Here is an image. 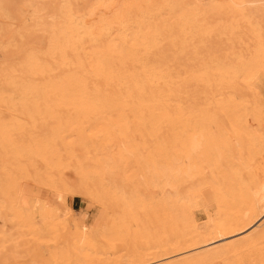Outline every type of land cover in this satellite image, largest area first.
<instances>
[{
	"label": "bare ground",
	"instance_id": "6f19581e",
	"mask_svg": "<svg viewBox=\"0 0 264 264\" xmlns=\"http://www.w3.org/2000/svg\"><path fill=\"white\" fill-rule=\"evenodd\" d=\"M42 1H43L42 6L35 4L34 1H30L27 2L22 8H20L19 5L20 9L12 8L11 5L9 4L10 1L8 2L7 0H3L2 3H0V19L3 20L2 21L3 28L2 27L0 28V34H3L2 35L3 38L0 35V46L1 47L3 46V51H4L3 66L0 67V105L15 106V107L16 105H20L19 107L21 108L23 105L25 106L38 105V107L39 105L47 106L48 112L51 114L52 118L55 121H57V125L53 127L52 135L49 138L50 152L56 155L62 154L64 152L65 154H68V156L72 157V156H76L77 150H79L84 155L86 153L87 154L91 153V157L85 156L82 160L79 159L76 160L77 176L74 178L71 177L69 174H67V172L65 173L62 171L63 165L61 164V162H57L55 163V165L53 164L52 169H54L55 172H58L59 174L57 180L55 182H52L53 184L48 190L49 200L42 199L41 201H38L35 199L34 201L30 200L29 203H27L24 190L21 188V186H19V184L18 186L16 185L17 188L13 190V193L11 195L12 204L8 203V206L9 205L10 206L6 207V209H10L11 207L10 210L13 211L11 217L13 218L14 216L17 217L15 218L17 219L16 221H19L17 222V225H20V221H22V218L24 219V217H26L25 219L27 220L29 219L28 221H25L26 226H22V224L20 226L27 228L29 224H32L31 221L33 220H30L29 217V215L30 216L32 215V217H38L43 222L42 223L44 225L43 229L46 230L47 232L48 229L46 227L49 225L48 226L49 228L50 224L51 225H55L56 223L60 224L59 222H56V220L57 218L59 219L61 217H63V221H62L63 224L64 222L67 224L70 222L71 224L76 225L77 223H75V221L77 220V222L79 221L81 226L86 227L88 224H86L84 214L80 211L79 216L77 218L74 217L76 210L67 204V198L70 196L85 198L87 194H91V191L95 187L94 185L96 183L95 182L93 183L90 180L91 178L90 179L88 178L90 171L86 169V166L88 167V165H86L88 163L86 161L88 159L87 157L90 158L88 160H90L89 162L92 163L90 165L94 166V168L96 169V171L93 172H97V174L101 176L103 180L106 179V182L110 185L115 183V180L117 178V173L120 170L119 168L121 169L123 168L121 164L128 165L129 163L134 162L140 168V172L138 173L139 178L146 180L148 177H152L159 180L160 189L162 192L161 193V198L163 202L162 205L164 209H166L168 213L172 212L174 216H178L182 220V223L188 229V233L186 232L188 237L180 236V238H178L177 236L175 237L176 239L175 238L171 239L172 236L175 234V231L173 228L168 227L169 230L165 231L166 240L164 238L163 242L161 241L163 236L162 238L160 237V241L158 240L159 241L158 243L160 242L162 243L160 244L161 253L158 252V254H155V252L157 251L156 250L154 254L152 253L153 254L152 255L151 254L152 251L147 252L145 249L144 251L146 253H144L143 251L142 254L140 253V255H138V257L136 258L126 257L120 259L119 262L114 263L112 261L109 262V257H107L108 262H104L105 258H102L103 262H101L100 260L101 258L98 257L99 258L98 259L93 256L94 254L96 255V253H98V248H100L99 247L100 244L98 245V243H96L95 245H93L94 243L93 244L91 243L92 240L89 239L90 233L87 232L86 228L74 229L73 234H75V236L73 237H75V239L74 238L70 239L69 237H67L69 235L66 236V232L63 231V234L60 237L61 244H59L58 246H54L53 248L54 250L51 249L49 252L47 251L48 258L50 259L51 264H75L69 261V256L67 255L66 251H69L70 249L72 250L73 247L75 250V247H77V244L79 243H80L79 246H81V248L82 247L86 248V246H90V248L95 252V253L93 252L94 253L93 255H90L88 250L87 253L89 255H87V253L84 254L86 250L85 248H83L85 252H82L84 254V256L83 255L82 256L84 258H87L85 259L84 263L82 262L83 264H264V227H261L262 225L260 224L261 226L260 228L258 226V230L257 229L253 230L255 232L250 230L251 226L256 222H258L260 216L264 215V201L260 202L255 206H250L248 208L246 207L245 209H244L245 205L242 206L241 202H239L241 204L238 205L237 202V205L243 207V209L239 207L240 209L238 208L239 209L238 211L237 208L233 206L232 207L230 206V208L231 209L233 208L234 212L237 211L236 213L239 212L238 214L240 215H236V217L234 216L232 217L231 214H230L231 216L229 215L224 216L223 214H220V216L219 215L218 216L221 218L222 217L221 215H223L224 218L218 220L216 216L217 220L215 221V218L209 217L210 214H208L209 215L208 218L211 219H208L207 222L202 225H199L197 223V220L194 216L196 210L194 209L196 207H202L204 208V210L208 211V207H207L208 198L206 197L207 193L212 194L210 195L211 196L210 201L214 202L219 212L224 211L227 208L229 209L228 203L230 200V196L232 194L231 193L233 189L232 186L235 184V182H233L234 184H232V182L230 184L228 182H218V181L211 184L210 183L206 184L201 182L194 183V181L198 177H200L202 173L205 174L206 173L205 171H207L203 169V172L201 173L202 170L201 166H203L202 164H204L205 161L210 162L211 160L209 158H208L209 160H207V158H204L205 160L204 162H202L199 159L200 156L208 157L209 156L208 153L209 154L213 153V152L211 153L210 150H208L207 155H205L206 153L204 154L202 152L205 151L203 150L205 145L206 147L209 146L210 149H211L210 146L214 148L215 147L214 145L217 146L218 144L217 142H219L218 140L223 138V135L221 136V133L218 134L217 136L220 135L222 138L219 139L218 137V140H216L215 144L213 142V144L210 145L212 143L210 131L214 133L218 130L217 126L219 127V124H217L218 121L217 122L215 121L217 117L215 111L216 109H218L217 113H220V118H221V115L224 117L225 113L227 112L226 111L227 108L220 105L221 107L220 109L218 108V106L217 107L215 106L213 110L211 108L212 106L210 103H208V105L210 104V106L207 105V101L209 99L207 100V98H205L206 100L204 99L205 101H202L201 95L199 96L201 98V102L197 101L198 97H196L194 101L192 99H189L190 100L189 101L187 96L185 97L184 95H182L183 91H186L185 88L187 86V84H184L182 82L188 83L189 86V83H192L189 80L193 79L192 77H194V75L196 76V78H198L195 79L194 77L193 80H196L195 82H197V80H203V82L201 83H205V84L207 82V80L205 79L206 77L203 75V73H201V71L204 68L199 72L198 67H196L198 65L194 62L198 61L197 58L201 60L202 52L204 57L206 56V54H207L206 57H210L211 55L209 53V49L206 48V51L204 52L203 51L204 48H201L202 52L200 53L201 50L199 48H195L198 51L192 48L195 45H197V42L199 41L200 37H201L200 41H203L202 39H204V41L206 40L207 37L204 32L207 33L209 29L208 27H210L211 29L215 28L216 30V31L214 30L216 32L215 34V32L213 31L211 33V30L209 29L211 34H208L209 38L207 39H209L208 41H211L209 42L211 43L210 45H212L213 41L214 42L219 41L218 36L222 37L220 38V42H221L223 36H226L227 33L225 32L226 29H224V32L222 31L219 35L218 34L219 28L223 29L225 26V28H228V33H230L232 30L236 31L234 27L236 26V22H238L237 19L239 18V15H240V20H239L240 23H242V21L245 19L248 21H253V22L255 21L258 24L259 22L257 21H260L259 19L264 18V5H260L264 2L261 3L260 0H259L260 3L258 2V0H42ZM231 7L232 8L235 7L238 9L234 10ZM227 8H229L230 10L227 11ZM221 11L223 12V14H221ZM225 12L226 14H228L227 12H229V22L227 18L223 17V15L224 16L226 15ZM236 12L238 17L236 16ZM233 13L235 15L234 19H236V22L235 20H231L232 18H230V14L231 17L232 16L234 17ZM212 14L214 15V17L212 19L210 18L209 20L208 17L209 16L212 17L213 16ZM217 14H219L218 17L220 16V18L222 17L225 19L224 25H223V21L221 24L220 18L218 19L217 22L218 24H220V27L219 25H217L218 31H217V26L213 28L212 27L213 25L212 26L210 25L213 23L211 20L213 19L216 20L215 16L217 17ZM226 19L227 22L225 23ZM27 20L30 22L26 23ZM245 20L243 22H246ZM210 21L212 23H209ZM204 22H207L208 24L206 25ZM217 22L215 23L217 24ZM230 22H231V28L229 27ZM232 22H235V26L232 25L233 24ZM228 23L229 26L227 25ZM199 24L203 26V27L201 26V30L198 28V31H201L202 33L201 35L200 32L196 30ZM203 24L205 25V27ZM206 26L208 27L206 28ZM237 27L238 26H236V28ZM229 28L231 31L229 30ZM238 29L240 28L238 27ZM195 31H197L198 33ZM257 32H258L257 38L261 40L260 38L261 31H257ZM31 34H37L36 36L39 37V40L37 39L36 41L37 37L34 38L35 41H33L32 38H31L32 40H29V37H33L31 36ZM197 34H199V37L197 36L198 38L195 39L196 38L195 36ZM213 34L215 35L213 36ZM240 34L243 36L242 33ZM211 35L212 37H214L213 39L215 40H212ZM231 35L232 32L230 34V37ZM234 36L236 38L238 35L236 36L234 34ZM15 38H17V41ZM241 38L242 37L240 36V39ZM237 40L239 41V39ZM246 40L248 41V39L244 38L243 41ZM214 42H213V46H214ZM233 42L237 43L236 39L233 40ZM235 43H233L234 46H236ZM205 44L208 43L205 42ZM228 44H225V48L222 45V48H224V50L225 49L228 50L229 48ZM249 45L250 42L248 41V47ZM216 46L217 45H215L214 47ZM238 46L241 48L242 45L241 46L237 45L236 47ZM219 47L220 46H218V48ZM191 49L195 50V53H193V51L190 52ZM207 50L209 54L207 53ZM184 51H188L189 55L188 54L187 56L181 55V57L186 56L185 60L187 61L190 56L195 54L196 57L195 56L192 57L196 58V61L194 60V58L192 59V57H190L191 59L189 60L191 63L185 61L186 66H184L185 64L181 62L182 60L180 59L179 61V58H181L180 54L181 52L184 53ZM259 51L261 52L260 48ZM197 52L200 55L196 54ZM219 52H217V54ZM217 54L212 55L211 60H213L212 58L215 59V56H217ZM246 55L244 54L245 57ZM218 58L221 59L223 57L220 56ZM236 58H238V56ZM228 59L235 60L234 57L233 58L229 57ZM202 60H204V58H202ZM180 62L182 63V67H180L181 66ZM192 62L194 63V65L192 64ZM187 63H189V66L192 64V67H190V69H188ZM207 65L206 67L204 65V67L208 71L210 64L208 65V67ZM194 66L196 67L195 70H198L197 72L202 74V77L199 76V74L196 71H194L195 72L194 74L193 73L189 74V70L191 69L194 70L195 68ZM223 66L225 67L228 65L223 64ZM180 68H186L185 71L187 75H184L185 72L183 73V71L180 70ZM211 70L212 69H210L209 72ZM215 70L217 69L214 68V72ZM202 72L205 73V69ZM223 72L224 70L222 71V74ZM228 72L227 74H229ZM220 73H218V75ZM211 74L212 73H210L209 77H211ZM188 75L190 76L189 78L187 77ZM258 75L259 74H257V76ZM184 76H186L187 79L186 77L184 78ZM199 77H201L202 79H200ZM236 77L239 78L238 76ZM222 78H225L224 75L223 77L221 76V79ZM204 79L206 80V82L204 81ZM240 80H242V78ZM243 81L245 82V80ZM195 82L193 81L195 85L191 84V86L194 85L196 86L195 88L196 89L198 88L199 90L198 83ZM236 82H238V80ZM249 83H252V81L250 80ZM261 85L262 87H264V78L261 79ZM182 86L184 90H182ZM188 86H187V92H189ZM191 86H189L190 89L192 88ZM210 89L211 91L214 92V89L212 88ZM210 89H205V91L208 92V90ZM225 93H227V91ZM235 93L238 94L239 92L238 91L236 92L235 90ZM216 95L220 98L219 94ZM188 96L190 98V95ZM228 96H232L233 99V96L235 98L236 94L235 95L231 94ZM207 97L209 98L208 95ZM183 98L184 100L186 99L184 102L188 101L192 106L190 105L188 106V102H187V107L186 106L183 107L182 106ZM220 99L223 102L225 101L223 100L224 98L222 96ZM228 102H231V99ZM239 102L242 103L241 101ZM194 103H197L198 106L200 105L199 103H204V105H200V107L201 106L206 107L207 105L210 109H212L208 111H210L209 113L215 112V116L212 113L213 115H210L211 118L209 117L208 118L214 119L217 126L215 125L213 120L209 121V123L211 122L212 123L209 124L208 128L214 126L216 128L214 127L215 128L214 130L211 128L208 132V129L206 127L207 124L205 121L206 117L203 119V117L200 116V120L201 121L203 120L205 122V124L203 125L204 127L202 126V128L207 132V133L204 132L206 135L203 133L202 128L201 131L203 135L201 133L200 134L192 133L187 135V137H185L186 138L185 141L183 140L185 143L184 144L185 151L183 155L181 157L179 155L178 159L176 157L172 160L170 159L171 157L169 158V153L171 155V152H173L175 148L174 143L176 142L170 144L169 142H171L170 140L172 139L166 141L168 139L167 138L165 140L164 137V128L166 125L165 122L167 121L173 122L176 120H178L179 122L182 121L179 120V117L182 113L181 109H184L185 110V111L183 110L184 115L187 112L186 113L187 120L185 121L187 124V122H189L188 120L191 119L188 118V112L192 116L199 114V111H197L196 109H199L200 107L198 108V106L195 104L194 105L195 107L193 108ZM233 103L236 104L237 102L233 101ZM228 104H232V102ZM223 107L226 110H223L224 109ZM187 108H191V110L190 109L188 110ZM206 108L203 109L206 110ZM23 110H26L28 112L27 108L25 109L23 107ZM31 110L34 109L32 108ZM219 110H221V112ZM193 111H195L194 113L196 114H194ZM207 112H205L206 113L205 115H207ZM39 114L41 115V112H39ZM202 114L203 113H201V115ZM238 115L239 114H237V117ZM28 117H30V115ZM226 118H228V115ZM262 118H264V116L261 117V120H264ZM228 120L230 121V119L227 120L225 119L224 122L225 121L227 122ZM192 121L193 119L191 120V124ZM194 121H198V120H194ZM49 122L50 121H48V123ZM226 122L222 124L223 127L220 125L219 127L220 131L223 130L222 128H224V126L228 127V125H231V124L225 125ZM196 123L197 125L196 124L194 125L197 126L198 128L199 121ZM213 123L214 126H210ZM187 126L186 128L189 127ZM252 126H253L252 129L256 135L259 134L257 133L259 132L258 131L259 129H261L262 133H264V122L258 124V128H259L258 130L254 129L255 123L252 124ZM236 127L234 121V128L232 127L231 131L227 130L228 128L225 129L229 133V131L233 132V130ZM247 127H249V129L251 128L250 126ZM190 129H192V127H190ZM243 129H245V126H243ZM243 129L239 128L235 130L240 131ZM12 130L6 128L0 132V136L3 137V147L9 149L11 153L17 151V148L13 146L12 143L13 141L11 140L12 137L11 134H13ZM129 130H132L133 134H135L133 135L132 138L130 137L127 138L126 134L127 133L129 134V132H127ZM188 130L186 131L190 132V130L189 131ZM18 131L20 132V130H17V132ZM208 133L210 138H208L207 135ZM242 133L243 131L241 132V134ZM243 134L246 135L247 132ZM243 134L242 136L240 135L242 137L241 139L244 138L246 141L247 138H245ZM252 134L254 135L253 132ZM16 135H15V139H16ZM213 135L214 138L217 137L215 133L212 134V136ZM118 136H120L121 139L123 140L122 145H119L120 141L117 142ZM149 136L151 139L149 138ZM230 136L231 134H229V137ZM261 136L262 138H264V135ZM231 137H233V135ZM147 138H149L148 140L150 141L152 140V145L155 144L157 152L160 151L162 154L163 159H161L159 163L152 162L150 160V155H148L149 141L147 140ZM255 138L258 139L259 135L258 138L256 136ZM209 139H211L210 140L211 143L209 142L210 144L207 145V143H205L206 142L205 140L209 141ZM231 139L226 138V140H228L229 142H231ZM241 139L239 141H242ZM222 140L220 141L219 149L221 148V142H225ZM232 143L233 140L230 145H232ZM155 145L153 147H155ZM225 147L227 146H224L223 148L225 149ZM212 150L213 149H211V151ZM214 150L217 153L218 159L221 157V155L224 156L222 153L219 154L221 151H218V146L217 148L215 147ZM239 150L240 149L237 150V152L239 153H237L236 151L235 152L237 154H241ZM242 150H246V147L245 149ZM176 151H177V147H176ZM223 151L228 152L229 149ZM231 151H232L231 153L234 152V150L232 149ZM63 157L65 158V156ZM262 157H264V155H262ZM226 158L228 157L226 156L225 159ZM239 158H240L239 160L241 161L243 157L241 158L240 155ZM25 160H27V158ZM198 160L199 163H197ZM226 160L224 161L226 162ZM233 160H234V162L232 161L233 166L231 165L232 163H230L231 166L229 167V169L230 168L232 169V167L235 166L234 165L235 163H240L238 161H235V159ZM66 161L69 160L66 158ZM228 161L229 160H227V162ZM257 162H260V160H257ZM226 163H222L223 168L226 166L225 165ZM197 164L199 165V167L197 166ZM240 164L242 165V163ZM206 165L207 164L205 163V166ZM218 165H219L218 168L220 169V164ZM237 166L239 165L237 164ZM250 167L252 168V166ZM244 168L245 167H243V169ZM17 169L24 170L23 166L21 165H16L14 163L8 164L6 167L7 170L6 172L8 173L7 178H10L11 173H13ZM238 170H236V172ZM248 170H250L251 172V169L249 167ZM226 172H228V170ZM220 173L221 172H219V174ZM222 173L224 174L222 175L220 174V176H223L224 179H227L226 175L228 174L225 172ZM239 174L241 175V173ZM213 177H215V175H213ZM223 177H219V179H223ZM18 178L19 177H17V179ZM21 178L19 179L21 180ZM232 178L233 181H236L234 180V177ZM209 179H210V174H208V181ZM206 189H208V191L205 194ZM234 193L233 195L235 196ZM234 200H236V196L234 197ZM3 205L1 203L0 205L1 208H3L2 207ZM37 206H39V211L35 213V208ZM216 209L212 213L217 214V212H215ZM10 210L9 213L7 214L12 213L10 212ZM241 210L242 212L240 213ZM7 214H6V218L8 217L9 220L10 215L8 216ZM172 214L171 215L169 214V216L171 218V226L174 227ZM1 215L4 217L2 212L0 216ZM2 220L4 222V218ZM9 221L12 220L10 219ZM14 221L15 220L13 219V222ZM51 227L50 229H52ZM55 229H56L55 231H58L57 227ZM34 231L35 230H33L32 232L30 231L31 235L32 233H34ZM250 231L252 233H249ZM159 232L156 233L158 235L160 234L161 236V234L163 233H159ZM7 234L8 233L6 232V235ZM48 234L52 235L51 233ZM134 234L136 235V233ZM21 236L22 235H20L19 237ZM138 236L140 237L142 236V234ZM7 237H9V235ZM35 237H36V233H35ZM41 237L39 236L38 238L41 239ZM53 237L55 238V235ZM10 239L11 238H9L8 240L9 241L15 240V238L14 240L12 239L10 240ZM17 242L19 243V240ZM17 242H15L14 244L17 245L18 244ZM132 242L135 241L132 240ZM10 244L11 245H9L8 243L7 245L8 246L13 245L11 242ZM7 245H5L4 249H1L0 256L3 250L5 252ZM15 245L14 248L17 249V247H19V244L17 247ZM31 246H33V244ZM78 248L81 249L80 247ZM155 248L156 247L152 249ZM11 249L13 250V246L10 248V250ZM148 250L151 249L149 248ZM17 251L18 250H15L14 252L17 253ZM14 252L12 253L15 254ZM34 252L36 253L37 250L34 249ZM22 253H24L25 255V251ZM6 255L8 256V254ZM6 255L4 253V256ZM128 255L130 256V254ZM4 256H2L1 259L2 258L5 259ZM24 257H26V255ZM36 260H37L36 263L35 262L33 263L37 264L38 260H40L41 263L39 262V264H44L42 259H36ZM47 260L44 259L45 264H49L46 263L48 262ZM22 262L23 261L21 260V263ZM1 263H3V261H1L0 264ZM29 263L33 264L32 261ZM80 263L78 262L76 264H80Z\"/></svg>",
	"mask_w": 264,
	"mask_h": 264
},
{
	"label": "rangeland",
	"instance_id": "374dc122",
	"mask_svg": "<svg viewBox=\"0 0 264 264\" xmlns=\"http://www.w3.org/2000/svg\"><path fill=\"white\" fill-rule=\"evenodd\" d=\"M2 1L3 0H0V3H2ZM7 1L8 2L10 1L9 4L14 9L15 8L16 9H20L27 2H30V1H34V3L39 5V6L43 5V1L42 0H7ZM260 1H261V3L264 2V0H260ZM258 2H259V0H258ZM19 5H20V8H19ZM260 5H264V3H262ZM232 9L236 10L238 8L233 7ZM229 10L230 9L227 8V11H229ZM237 12H236V16H237ZM213 13H214V11H213ZM227 13L228 14H226V12H225L226 15L225 16L223 15V17L227 18L228 22H229V12H227ZM221 14H223L222 11H221ZM218 15L219 14H217V17L215 16L216 20H214V19L211 20L213 23L211 21L209 22V23H212L210 25L211 26L213 25L212 26L213 28L215 26H217V25H219V27H220V24H218V22H217L218 19L220 18V16L218 17ZM233 15H234V13H233ZM210 16H211V14H210ZM210 16L208 17L209 20H210V18L212 19L214 17V15L212 17H210ZM224 18H222V17L220 18L221 24H222V21H223V25H224V20H225ZM230 18H232L231 20H235V22H236V19H234L235 15H234V17L233 16L231 17V14H230ZM227 19H226L225 23L227 22ZM262 19H264V18H261V19H259L260 21H257V22H259L258 24L254 21L255 25H254L253 21H248V20H245V19L244 20L246 22H243L244 21L243 20L242 23H240V21H239L240 20V15H239V18L237 19L238 22H236V26H238L240 29H238V27L236 28L235 22H232L233 23L232 25L235 26L234 28L238 32H236L234 30H232V31L230 30L231 22H230V26H229V23L227 24L230 27L229 30L232 32L231 37H230L231 32L229 31L230 33H228V28H225V26H224L223 29L219 28V31H218V26H217V31H218L219 35H220V33L222 31L224 32V29H226L225 32L227 34L226 33L225 34H226L227 37L223 36V33H222L224 41L222 39L221 42H220V38H222V37L218 36L219 37V39H218L219 41H216V42L213 41L214 42V46L217 45L216 47L213 46V42H212V45H210L211 43H209V42H211V41H208L209 39H207V38H209L208 34H211L212 31L215 32L216 30H215V28L211 29L210 27H208L209 25L206 26V28L208 27L211 30V33H210L209 29H208L207 33L204 32L206 34V37H207L206 40L207 41L206 40L204 41V39H202L203 41H200L201 40V37H200L199 41L197 42V45H199L200 47L197 46V45H195V46L193 45L194 47L192 49L199 48L201 50L200 51V53H201L202 52L201 48L205 49V50L203 49L204 52L206 51V48H207V49H209V53H210L211 56L210 57H206L207 56V54H206V56L204 57L203 56V52H202V58H204V60H202V58H201V60H199L197 58L198 61H196V58L192 57V56H195V54H193L190 57H192V59L194 58V60L196 61L194 63H196L198 65V66H196V64H195V66L198 67L199 72L203 68L205 69V73L202 72V71H204V69L201 71V73H203V75L206 77L205 79L207 80V82H206L205 79H204V81L206 82V84L205 83H201V82H203V80H197V82H195L196 80H193L194 77H195V79H198V78H196L195 75H194V77H192L193 79H190V80L188 79L189 81L192 82V83H189V86H191V84H194L193 81L195 83H198L199 90H198V88L197 89L195 88L196 87V86H194L195 84L193 86H191L192 87L191 89L193 90V92L189 88L188 83L182 82L184 84H187V86H188V91L189 92H187V86H186V88L184 86L186 91H183L184 94L182 93V95H184L185 97L186 96L188 97V100L192 99L194 101L196 99V97H198L197 101L201 102V98L199 97L201 95L202 96V101H205L206 100L205 98H207V100L209 99L207 101V105H208V103H210L211 106H212L211 107L212 109L215 108V106L216 107L218 106V108L220 109L221 108L220 105L226 107L227 110L224 107H223L224 108L223 110H226L227 112L225 111L226 112L225 115L223 113L224 117L221 115V118H220V113H217L218 109H216L215 112L217 114L216 116L218 117V119L216 117L215 121L216 122L218 121L217 124H219V127H220V125L222 126V124H224L226 122V121L224 122L225 119L226 120L230 119V121L228 120L229 122L227 121L228 123L226 122L225 125H228V124H231V125H228V127L224 126V128H222L223 130L220 131V128L216 125V122L214 121V119H209V118H211L210 115L214 114V116H215V112H212L213 113L212 114V113H209L210 111H208V110H212V109H210L208 107V106H210V104L208 106L206 105V107H208V108L203 107V106L200 107V105H204V103H199L200 105L198 106L197 105V103H198L197 101H196L197 103L193 104V108L195 107L194 105L196 104L198 106V108L200 107L201 109L200 108L196 109L197 111H199L198 115L196 113H194L195 111H193V113L196 114L195 116L193 115L194 117L192 115H190V113L188 112V118L189 119L191 118L190 120H188L189 122H187V124L188 123L190 124V125L188 124L189 127L187 126V124L185 122L187 120V114H186L187 112L184 115V111H185L184 109H181L182 113H181V115L179 117V120H182V121L179 122L178 120H176V121H173V122L172 121L165 122V124H166L165 128H164L165 140L167 138L168 139L166 141H169L170 139H172V140H170L171 142H169L170 144L176 142V143H174L175 144V148H174L173 152H171V155L169 153V158L171 157L170 159H172V160L174 158H176V157L178 159L179 155H180V157L183 155V153L185 151V147H184L185 143H184V141H185V139H186L185 137H187V135L192 134V133H199V134L201 133L202 134L201 128L205 124V122L203 120L202 121L200 120V116H202L203 119L206 117L205 121H206V124H207L206 127L208 129V132H209V130L211 128L213 130L216 128L214 126V123H215V125L217 126V129H218V130L216 129L217 131L215 130L217 132V133L214 132L215 135L217 136L220 133H221V136L223 135V138L219 135V136L215 137L216 138L215 139L214 135L212 136V134H214V133L210 131V136H211V139H212V143L210 142L211 139H209V141L205 140L206 141L205 143H207V145H209L211 143L210 145H212L213 142L215 144L216 140H218V137H219V139L220 138L224 139V140L220 139V140H218L219 142H217L218 143L217 144L218 151H221L219 154L222 153L224 156L221 155V157L218 159L217 153L214 150V148L215 147L217 148V146L214 145L215 146L214 148L212 146H210L211 149H213L211 151L209 146L206 147V145H205V147L203 149L205 151H202V152L204 154L206 153L205 155H207L208 150H210L211 153L213 152L212 153L213 155L208 153V155H209L208 157L200 156L199 159L202 162H204V160H205L204 158H207V160L211 159L212 161L211 160H210V162H206L205 161V163L207 164L206 166H205V163L202 164L204 166V168H203V166H201L202 167L201 173L203 172V169L207 170V171L209 170V171H208V173H207V171H205L206 172L205 174L202 173L200 175V177H198L194 181V183H197V182L200 183L201 182V183H206V184L210 183L211 184V183H215V182L218 181V182H228L230 184L232 182V184H234L233 182H235V184L232 186L234 190L232 189V192H231L232 194L230 196V200H229V203H228L229 209L227 208L228 210L225 209L224 211H221L222 213L219 212L218 208L214 204V202L210 201V198H211L210 195H212V194L211 193L208 194L207 193L208 189H206L205 190V194L207 193L206 197L208 198V204H207L208 211L204 210V208H202V207H196L194 209V210H196L194 216H195V218L197 220V223L199 225H202V224L206 223L208 219H211V218H208V216H209L208 214H210L209 217H214L215 221L217 219L218 220L219 219H223L224 216H226V215H229V216L232 215V217L233 216L236 217V215H240V214H238L239 212L238 213H236L237 211L234 212V209L232 208L233 209L232 210L230 208V206L231 207L233 206V207L237 208V210L239 211L240 208L243 209V207L238 206L241 203H242V206L245 205L244 206V209H245L246 207L248 208L250 206H255V205L259 204L260 202L264 201V161H262V160H264V157H262V155H264V140H262V139H264V138H262V136H261V135H264V133H262L261 129L258 128V124L261 123V122H264V120H261V117L264 116V87H262V85H261V79L264 78V20H262ZM2 21L3 20L0 19V28L2 27V24H3ZM28 22H30V21L27 20L26 23H28ZM215 22H217V24ZM26 23H25V26H26ZM204 23L206 25L208 24L207 22H204ZM227 25H226V27H227ZM256 25H257V27H256ZM201 26L202 25L199 24L197 26L196 30L198 31V28L201 30ZM204 27H205V25H204ZM239 30H241L242 32L239 31ZM197 31H195V32H197ZM257 31H261V33H262V34L260 33L261 40L257 38V34H258ZM198 32H200V35L202 34L201 31H198ZM252 32L253 33L256 32V33L253 34ZM233 33L236 36L237 35L238 36L235 38ZM240 33H242L243 36ZM215 34H216V32H215ZM215 34H213V36ZM0 35L2 36L3 34H0ZM36 35L37 34H31V36H33V37H29V40L33 39V41H35L34 38L37 37ZM248 35H249V38H248ZM197 36L199 37V34H197L195 36L196 37L195 39L198 38ZM240 36L243 38V40H244V38L248 39V41L250 42L249 47H248V41L247 40H246L247 42L243 41L242 38L240 39ZM211 37H212V35H211ZM2 38H3V36H2ZM213 38L214 37H212V40H215ZM15 39L17 41V38H15ZM37 39L39 40V37L36 38V41H37ZM235 39H236L237 43L233 42V40H235ZM237 39H239V41ZM205 42H207L208 44H205ZM217 42H219V43H217ZM223 42L225 44L229 43L228 44L229 48L226 47V48H228V50H226V49L224 50L225 44ZM195 43H196V41H195ZM233 43H235L236 46L237 45H240V46L242 45L241 46L242 50H241V48L239 46L238 47L234 46ZM222 45L224 46V48H222ZM218 46H220V47L218 48ZM217 48H218V51H217ZM259 48H260L262 53L259 51ZM192 49L190 50V52L193 51V53H195L196 49L195 50H192ZM2 51H3V46L2 47L0 46V67L3 66V53H4V51L3 52ZM188 51H184V53L187 52L185 54L183 52H181L180 57H181V55H186L187 56ZM196 51H198V50H196ZM217 52H219V53L217 54ZM207 53H208V50H207ZM196 54L200 55L198 52ZM216 54H217L218 57L221 56L223 58L220 59L217 56H215V59L212 58L213 60H211L212 55H216ZM244 54L245 55L247 54L246 57L244 56ZM204 55H205V53H204ZM241 55H243V56H241ZM186 56L185 57L182 56L181 58H179V61L181 59L182 60L181 62L185 64ZM237 56H238V58H236ZM190 57H189V59H191ZM229 57L230 58L234 57L235 60L234 59H230L229 60L228 59ZM182 58H184V59H182ZM187 59H188V57H187ZM189 59L187 60L188 62H190ZM224 59H227V60H224ZM236 60H239V61H236ZM233 62H234L235 65L233 64ZM182 63H181L180 67H182ZM194 63L192 62L193 65H194ZM208 63L211 66V67L209 66L208 69L209 70L212 69L210 72H209V70L207 71V69L205 68ZM218 63H220V64H218ZM192 64L189 66V63H187L188 69H190V67H192ZM223 64H227L229 67L228 66L224 67ZM204 65H205V67H204ZM208 65H207V67H208ZM184 66H186V64ZM196 67L194 68V70L193 69L189 70V74L190 73L194 74L195 73L194 71L197 72L198 70H195ZM186 68H180V70H182L183 73L185 72L184 75H187L186 71H185ZM214 68L217 69L219 72L217 70H215V72H214ZM251 69H252L253 72L251 71ZM223 70H224V72L222 74ZM225 70L227 72L230 71V72H228L229 74H227V72ZM199 72H197V73L199 74V76L202 77V74H200ZM187 73H188V71H187ZM197 73H196V75H197ZM210 73H212L211 74L212 78L209 77ZM218 73H220L219 74L220 76L218 75ZM231 73L232 74L234 73V74L232 75ZM260 73H261V75H260ZM225 74L228 75V76H226ZM257 74H259V75L257 76ZM223 75H224L225 78L221 79V76L223 77ZM236 76H238L239 78H237ZM185 77L186 76H184V78ZM187 77L189 78L190 76L188 75ZM187 77H186V79H187ZM201 77H199V78L202 79ZM207 77H208V79H207ZM209 78H211V79H209ZM241 78H242V80H240ZM233 79H235V80H233ZM237 80H238V82H236ZM243 80H245V82ZM250 80L252 81V83H249ZM242 81H243V83H242ZM245 83H246V85H245ZM184 84H182V85H184ZM199 84H200L201 87L199 86ZM207 84H209V85H207ZM206 85L209 86V87H207ZM242 85H244V86H242ZM210 88L214 89V92L211 91ZM205 89H210V90H208V92H207V91H205ZM234 89L236 90V92L238 91L239 93L238 94L235 93ZM182 90H184L183 86H182ZM217 90H218V92H217ZM225 90L227 91V93H225L226 92ZM193 94H195V95H193ZM216 94H219L220 98L222 96L224 98L223 100H225V101L223 102ZM227 94L228 95H231V94L235 95L236 94L237 98L236 97L234 98V96H233V99H232V96H228ZM188 95H190V98H189ZM207 95L209 96V98L207 97ZM225 95L228 96V97H226ZM230 99H231L232 104H228V103H231V102H228V101H230ZM242 99L245 101L246 104L244 103V101ZM185 100L183 98V102L182 103L185 104V105L182 104L183 107L184 106L187 107V102L188 101L184 102ZM232 100L234 102L236 101L237 103L236 104L233 103ZM239 101H241L242 103H240ZM250 101H251V103H250ZM255 101H256V103H255ZM225 102H227V103H225ZM191 103H192V101H191ZM240 104H241V106H240ZM189 105L192 106L190 104V102H188V106ZM226 105H229V106H226ZM19 106L20 105H16V107H17L16 108L15 106H3V105H0V132L3 131V129H6V128H9L11 130L14 129V130H12L13 134H11V136H12L11 140L13 141L12 142L13 146L15 148H17L16 152L11 153L9 151V149L3 147V137L0 136V167H1L0 168V174H2V175H0V205H1V203H2V205L5 203L2 206L3 208H1V206H0V210H1L0 214L2 212L3 215H4V217L2 215L0 216V234H1V232L3 234V235L2 234L0 235V241H3V242H0V247H1L0 248V252H1V249H4L5 245H7L8 243H9V245H11L10 242L13 244L12 245L13 246V250L14 251L18 250L17 253L19 252L17 254L12 249L10 250V248L12 246H8L7 245L5 252H4V250H3V252L5 253V255L8 254V256L7 255L4 256V253L2 252L3 255L1 254V256H0V262L3 261V263H1V264H10V263L11 264H28L31 261H32V263L33 262L36 263V261H37L36 259H42L44 264H45L44 259L45 260L48 259L47 260L48 262H46V263L51 264L50 263V259L48 258V252L51 249H53L54 246H58L59 244H61L60 237L62 236L63 231L66 232V236L69 235L67 237H69L70 239H73V238L75 239V237H73V236H75V234H73L74 229L86 228L87 232L90 233L89 234L90 235L89 239L92 240L91 243L92 244L94 243L93 245H95L96 243H98V245L100 244L99 245L100 248H98V253H96V255L94 254L95 252L90 248V246H86V248L85 247L81 248V246H79L80 243L77 244V247H75V250H74V247H73L72 250L70 249L69 251H66L67 255L69 256V261L73 262L75 264L78 263V262L79 263L81 262L80 264L84 263L85 259H87V258H84L83 256H84V254H86L88 252V250H89V254L90 255L94 254L93 256L95 258H98V257L101 258L100 259L101 262H103L102 258H105L104 262H108L107 257H109V262L112 261L114 263L115 262L117 263V262L120 261V259H123V258H126V257H131V258L135 257L136 258V257H138V255H140V253L142 254V252L145 249H146L147 252H151L152 251L151 254L152 253L154 254V252L156 250L157 251L155 252V254H158V252L161 253L160 244H162V243L161 242L158 243V242L160 241V237L162 238V236H163V238L161 239V241L163 242L164 238L166 240L165 231L169 230L168 227L173 228L174 231H175V234L172 236L171 239H174L177 236H178V238H180V236L188 237L187 236L188 229L184 226V224L182 223V220L178 216H174L172 214V212L168 213L166 211V209H164V207L162 205V203H163L162 202V198H161V193L162 192H161V189H160V182H159L158 179H155V178H152V177H148L146 180L139 178V174L138 173L140 172V168H139V166L136 163L132 162V163H129L128 165L121 164V166H123V168L122 169L119 168L120 170L117 173V178L115 180V183L112 184V185L108 184L106 182V179L103 180L102 177L97 174V172H93V171H96V169L94 168V166L90 165L92 163L89 162L90 160H88V159H90L89 157H91V153H88V154L86 153L84 155L82 152L77 150V155L70 157V156H68V154H65L64 152L62 154H59V155H56V154H53V153L50 152L49 138L52 135L53 127L57 125V121H55L52 118L51 114L47 110V106L39 105V107H38V105H26V106L23 105L22 108L19 107ZM197 106H196V108H197ZM23 107L25 109L27 108L28 112L26 110H23ZM183 107H181V108H183ZM32 108L34 110H31ZM35 108H36V110H35ZM191 108H187V109L191 110ZM203 108H206V110L203 109ZM237 108L239 109V111H238ZM221 110H219V111L221 112ZM3 111H6V112H3ZM36 112H37V114H36ZM39 112H41V115L39 114ZM205 112H207V115H205L206 114ZM250 112H251V114H250ZM201 113H203V114L201 115ZM233 113L234 114L236 113V114L234 115ZM45 114H47V115H45ZM237 114H239L238 117H237ZM243 114H245V115H243ZM29 115H30V117H28ZM44 115H45V118H44ZM227 115H228V118H226ZM48 117H49L50 120L48 119ZM248 117H249V119H248ZM212 118H213V116H212ZM257 118H258V120H257ZM192 119H193V121L194 120H198L199 121L198 125L200 127L198 126V128H197V126L194 125V124L197 125L196 122H198V121H194V123L192 121V124H191V120ZM220 119H222V120H220ZM232 119H233V122H232ZM262 119H264V118H262ZM47 120L50 121V122L48 123ZM211 120H213L214 123L212 125H210V126H214L215 128L214 127L208 128L209 124L212 123V122L209 123V121H211ZM249 120L251 121V123H250ZM3 121H5V122H3ZM52 121H55V122H52ZM234 121H235V127H236V125H237V127L239 126L238 128L236 127L235 129H239V128L243 129V126H245V129L240 130V131H237V130L234 129L233 130L234 133L230 132L232 127L234 128ZM236 122H237V124H236ZM241 122H242V124H241ZM254 123H255L254 129L255 130L259 129L258 130L259 132H257V133H259L258 134L259 138H258V135H256L255 132L252 129L253 128L252 124H254ZM180 124H181V126H180ZM248 124H250V125H248ZM168 125H169V127H168ZM192 125L195 126L196 128L193 127ZM246 125L250 126L251 128L249 129V127H247ZM177 126H178V128H177ZM186 126L188 128H186ZM32 127H33V129H32ZM190 127H192V129H190ZM225 128L227 130H230L229 133H228V131ZM188 129L190 130V132L186 131ZM251 129H252V131H251ZM17 130H20V132L18 131L19 132L18 133ZM202 130H203V128H202ZM242 131H243V133L247 132L246 135H244L242 133L243 136L245 138H247L246 141L243 138L244 142H243V139H241L242 138L241 137L242 136V134H241ZM127 132H129V134L128 133L126 134L127 138H129V137L132 138L133 135H135V134H133L132 130H129ZM204 132H206V131L203 130V133ZM224 132H226V133H224ZM252 132L254 133V135L252 134ZM16 133H17V135H16ZM181 133L183 134V136H182ZM236 133H237V135H236ZM14 134L16 135V139H15V135ZM165 134H166V136H165ZM229 134H231V136L233 135V137H231V136L229 137ZM36 135H37V137H36ZM207 135H208V138H210L209 137V133ZM32 136H35V137H32ZM234 136L236 137V139H235ZM248 136L250 137V139H249ZM255 136L258 139H256ZM228 137L230 139L232 138L231 142L233 140L234 144L232 143V145H230L231 142L226 140V138L229 139ZM149 138H150V136H149ZM149 138H147V140ZM24 139H26V140H24ZM240 139L242 141H239ZM16 140H17V142H16ZM221 140L225 141V142H221V148L219 149ZM119 141H120L119 145H122V141L123 140L121 139L120 136H118V138H117V142H119ZM148 141H149L148 142L149 143L148 155H150V160L152 162L159 163L161 161V159H163L162 158V154H161L160 151L157 152L156 145L155 144L152 145V140L151 141L148 140ZM255 142H256V145H255ZM224 143H226L227 145L224 144ZM239 143H241V144H239ZM154 145H155V147H153ZM235 145H236V147H235ZM224 146H227V147H225V149H224L223 148ZM176 147H177V151H176ZM228 147H231V148H228ZM237 147H238V149H240L239 151H240L241 154H237V153H239V152H237V150H238ZM245 147H246V150H242V149H245ZM234 148H236V149H234ZM226 149L227 150L229 149V151L228 152L227 151H223V150H226ZM231 149L234 150V152L236 151L237 153L236 152L235 153L234 152L231 153L232 152ZM244 152H246V153H244ZM215 154H216V156H215ZM236 154L239 157L241 155V158L243 157L241 159V161L239 160L240 158ZM80 155H82V156H80ZM172 155H173V158H172ZM63 156H65V158ZM85 156H89V157H87L88 158L87 160L85 159L88 162L86 164V165H88V167L86 166V169L90 171V174L88 175V178L89 179L91 178L90 180L93 183L94 182L96 183L94 185L95 187L91 191V194H87L85 198L72 197V196L68 197L67 198V204L69 205V203H68L69 199L77 198V200H78V209L79 210H76V212L74 214V217L77 218L79 216V212L81 211L84 214L86 224H88V225L86 227H83V226H81L79 221L77 222V220L75 221V223H77L76 225H73L70 222L68 224L64 222V224H63V222H62L63 221V217L60 216L61 218H59V219L57 218V220H56V222H59L60 224H58V223H56L55 225H51L50 224V227L52 226L51 227L52 229H50V227L48 228V226H49L48 225L46 227L48 229V232H47L46 230L43 229L44 228V225L42 224L43 222L38 217H32V215L31 216L29 215L30 220H33V221H31L32 224L28 223L29 225L27 226V228L20 226L21 224H22V226H26V222L25 221L29 220V219L28 220L25 219L26 217H24L25 220L22 218V221H20V225H17V222H19V221H16L17 219H15V218H17V217H15V216H14V218L11 217V215L13 214V211L10 210L11 207H10V209H6V207L10 206V205L8 206V203L12 204V200H11L12 196L11 195L13 193V190H15V188H17L18 184L24 190V194L26 195L25 197H26V200H27L26 202L27 203H29L30 200L34 201L35 199L38 200V201H41L42 199L49 200V191L48 190L51 187V185L53 184L52 182H55L57 180L58 174H59L58 172H55L54 169H52L53 168V164L55 165V163L61 162V164L63 165L62 171L65 172V173L67 172V174H69L71 177L74 178V177L77 176V172H76V170H77L76 164L77 163H76V160H78V159L82 160ZM226 156L228 157V158H226L227 160H229L228 162L225 159ZM26 158H27V160H25ZM66 158L69 161H66ZM233 159H235V161H238V162L242 163L243 166L240 163H235L234 164L235 166L232 167V169L230 168L231 169V171H230L229 167L231 165L233 166V162H234ZM218 160H221V161H218ZM224 160H226L227 163ZM257 160H260V162H257ZM213 161H215V162H213ZM243 161L245 163L247 162L246 163L247 165ZM219 162H221V163H219ZM10 163H14L16 165H21V166H23L24 170L17 169L13 173H11V177L10 178H7V174L8 173L6 172L7 171L6 167ZM197 163H199V160L197 161ZM210 163H211V166H210ZM222 163H226L225 164L226 166L224 168H223V164ZM228 163H229V166H228ZM230 163H232V164L230 165ZM260 163H262V164H260ZM37 164H38V166H37ZM200 164H201V162H200ZM218 164H220V169L218 168V166H219ZM237 164L239 166H237ZM251 164H253V165H251ZM197 166L199 167L198 164H197ZM247 166L251 169V172H250V170H248ZM250 166H252V168ZM201 167H200V169H201ZM243 167H245V168L243 169ZM206 168H208V169H206ZM233 168H234V170H233ZM227 170H228V172H226ZM236 170H238L237 172L241 173V175L239 173H237ZM218 171L221 172L220 173L221 175L224 174L222 172L227 173L228 175L225 174L227 176L226 177L227 179H224L223 176H220ZM208 174H210L209 181H212V182L208 181ZM218 174H219V176H218ZM213 175H215V177H213ZM17 177L21 178V180L19 178L17 179ZM219 177H223V179H219ZM232 177H234V180H236V181H233ZM37 181H38V183H37ZM14 182H16L17 184L14 183ZM233 193L236 196V200H234L235 196L233 195ZM38 198H40V199H38ZM1 201H4V202H1ZM234 201H236V202H234ZM237 202H238V205H237ZM239 202H241V203H239ZM231 203H232V205H231ZM215 209H216L215 212H217V214L216 213H212V212H214ZM9 210L12 213L7 214V213H9ZM38 211H39V206H37L35 208V213L38 212ZM226 212H227V214H226ZM241 212H242V210L240 211V213ZM6 214L8 216L10 215L9 217H10V219L12 221H9L10 219L8 220V217L6 218ZM169 214L170 215L172 214V216H173V222H174L173 226L174 227L171 226V218H170ZM220 214H223L224 216L221 215L222 217L220 218L219 217ZM216 216H217V219H216ZM1 217L4 218V222L2 220L3 218H1ZM13 219L15 220L14 222H13ZM19 220H21V219H19ZM9 222H11V223H9ZM21 222H23L24 224L21 223ZM262 223H264V215L260 216L258 222L253 224L251 226L250 230L251 231L256 230V229L258 230V226L260 228L261 225H262L261 227H264V224H262ZM2 227H3V229H2ZM29 227L32 228V229H30ZM37 227H38V229H37ZM56 227L58 228L57 229L58 231H55ZM49 229L51 230V232H50ZM161 229H163V230H161ZM4 230H5V232H4ZM33 230H35V231H34V233H32V235L34 234L32 236L30 231L32 232ZM183 230H185V231H183ZM52 231H54V232H52ZM251 231L249 233H252ZM6 232L8 233L7 235H6ZM18 232H19L20 235H22L21 237H19L20 235L18 234ZM156 232L163 233V234H161V236H160V234L158 235ZM253 232H255V231H253ZM35 233H36V237H35ZM48 233H51L52 235H49ZM57 233H58V235H57ZM134 233H136V235ZM23 234H26L27 236L23 235ZM141 234H142V236H140L141 237L140 238L138 235H141ZM8 235H9V237H7ZM54 235H55V238L53 237ZM133 235H135V236H133ZM39 236L40 237L42 236L41 239L38 238ZM45 237H46V239H45ZM151 237H153V238H151ZM9 238H11L12 240H14V238H15V240H14L15 242H17L19 240V243L17 242L19 244V247H17L18 244L17 245L14 244L15 243L14 241H9L8 240ZM22 238H23V240H22ZM37 238H38V240H37ZM48 238H50V239H48ZM30 239H32V240H30ZM29 240H30V242H29ZM132 240H134L136 243L132 242ZM108 243H110L112 245H110ZM133 243H135V244H133ZM32 244H33V246H31ZM14 245L17 247V249L14 248ZM26 245H27V247L29 245L31 247L29 246L30 248L29 247L27 248ZM78 247H80L81 249H79ZM154 247H156V248L152 249ZM55 248H57V247H55ZM83 248H85L86 252L83 250ZM149 248L151 250H148ZM34 249L37 250V252H36L37 254L34 252ZM19 250H21V251H19ZM24 251H25L26 257H24L25 255H24V253H22ZM181 251H183V250H181ZM187 251H189V250H187ZM12 252H14L15 254H13ZM82 252H85V253L83 254ZM27 253H29V254H27ZM144 253H146V252L144 251ZM174 253H176V252H174ZM89 254L87 253V255H89ZM128 254H130V256ZM15 255H16V257H15ZM2 256H4L5 259H3V258L1 259ZM12 256H13V258H12ZM21 256H22V258H21ZM93 256H91V257H93ZM75 258H76V260H75ZM6 259H8V260H6ZM24 259H25V261H24ZM34 259H35V261H34ZM21 260L23 261L22 263H21ZM10 261H12V262H10ZM76 261H78V262H76ZM39 262H40V260H38L37 264H39ZM35 263H33V264H35ZM29 264H31V263H29Z\"/></svg>",
	"mask_w": 264,
	"mask_h": 264
},
{
	"label": "crops",
	"instance_id": "0c3cea01",
	"mask_svg": "<svg viewBox=\"0 0 264 264\" xmlns=\"http://www.w3.org/2000/svg\"><path fill=\"white\" fill-rule=\"evenodd\" d=\"M68 203L75 210H79L78 209V200H77V198H71V199H69Z\"/></svg>",
	"mask_w": 264,
	"mask_h": 264
}]
</instances>
